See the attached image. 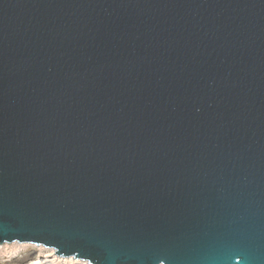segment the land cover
I'll return each instance as SVG.
<instances>
[{"label":"water","instance_id":"1","mask_svg":"<svg viewBox=\"0 0 264 264\" xmlns=\"http://www.w3.org/2000/svg\"><path fill=\"white\" fill-rule=\"evenodd\" d=\"M87 264H264V0H0V244Z\"/></svg>","mask_w":264,"mask_h":264},{"label":"bare ground","instance_id":"2","mask_svg":"<svg viewBox=\"0 0 264 264\" xmlns=\"http://www.w3.org/2000/svg\"><path fill=\"white\" fill-rule=\"evenodd\" d=\"M52 248L18 242L0 244V264H87L86 260L62 257Z\"/></svg>","mask_w":264,"mask_h":264},{"label":"rangeland","instance_id":"3","mask_svg":"<svg viewBox=\"0 0 264 264\" xmlns=\"http://www.w3.org/2000/svg\"><path fill=\"white\" fill-rule=\"evenodd\" d=\"M23 244V243H22ZM25 244V243H24ZM26 244H32V243H26ZM33 245V244H32ZM35 245V244H34ZM37 246V245H36ZM38 246H40V245H38Z\"/></svg>","mask_w":264,"mask_h":264}]
</instances>
